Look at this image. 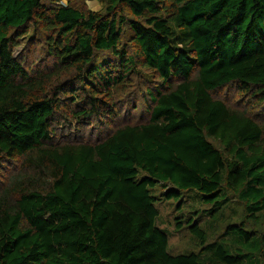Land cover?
<instances>
[{
  "label": "trees",
  "instance_id": "16d2710c",
  "mask_svg": "<svg viewBox=\"0 0 264 264\" xmlns=\"http://www.w3.org/2000/svg\"><path fill=\"white\" fill-rule=\"evenodd\" d=\"M80 1L0 0V264H264V0ZM31 25L36 70L14 53ZM187 199L195 247L173 254L157 204Z\"/></svg>",
  "mask_w": 264,
  "mask_h": 264
},
{
  "label": "rangeland",
  "instance_id": "374dc122",
  "mask_svg": "<svg viewBox=\"0 0 264 264\" xmlns=\"http://www.w3.org/2000/svg\"><path fill=\"white\" fill-rule=\"evenodd\" d=\"M77 1V0H76ZM66 2V1H65ZM82 8L98 12L101 10V6L96 0H82L79 3ZM45 35L34 25L30 26L29 34L22 38L19 42V46L14 50L15 56L21 58L26 63V67L30 70H36L37 68L44 67L46 64H50L51 60L46 53ZM154 83L148 75L141 73L133 78L132 86H125L119 91L120 96L117 99L118 107L120 111H123L121 117L123 118L124 112L128 113L130 117L138 118L140 113L144 111L146 104V89L154 87ZM123 91V92H122ZM122 92V93H121ZM216 96L225 100L238 99L237 92L232 86L229 89L221 90L216 93ZM120 100L122 102L120 103ZM121 118V119H122ZM81 121L72 122V125H68L65 122L58 123L61 126L60 134L72 136L78 134L85 137V141L94 139L100 133H103L109 129V126H104L105 121L93 119L88 124L81 126ZM81 127H80V126ZM11 167L3 170L2 174L7 175ZM13 170V169H12ZM159 210V218L157 221L158 226L165 230L169 235V249L173 254H179L181 252L194 249L195 241L193 240L191 233L188 229L187 219L191 217V211L193 209H204L193 200L187 199L183 203L176 201L162 202L157 204ZM231 216V212H228V217ZM177 222L181 223L180 228ZM208 227V225H207ZM206 227V228H207ZM210 238H216V234L211 232Z\"/></svg>",
  "mask_w": 264,
  "mask_h": 264
}]
</instances>
